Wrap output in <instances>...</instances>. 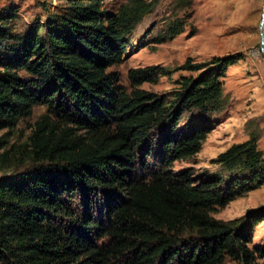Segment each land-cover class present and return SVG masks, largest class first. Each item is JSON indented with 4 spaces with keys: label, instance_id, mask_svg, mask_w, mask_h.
I'll return each instance as SVG.
<instances>
[{
    "label": "trees",
    "instance_id": "16d2710c",
    "mask_svg": "<svg viewBox=\"0 0 264 264\" xmlns=\"http://www.w3.org/2000/svg\"><path fill=\"white\" fill-rule=\"evenodd\" d=\"M58 12L17 31V9L0 11V132L44 107L24 144L23 168L0 174V264H257L251 247L264 206L239 220L217 209L264 186V157L254 136L211 161L206 179L175 162L195 157L223 109V79L237 58L191 59L176 89H141L170 76L161 66L130 69V92L110 71L152 11L146 0H64ZM172 21L156 40H172ZM22 153L0 138V173ZM23 163V162H22Z\"/></svg>",
    "mask_w": 264,
    "mask_h": 264
},
{
    "label": "rangeland",
    "instance_id": "374dc122",
    "mask_svg": "<svg viewBox=\"0 0 264 264\" xmlns=\"http://www.w3.org/2000/svg\"><path fill=\"white\" fill-rule=\"evenodd\" d=\"M152 11L137 25L130 38L121 64L110 71L119 79V86L130 92L127 73L130 69L161 66L171 71L157 84H143L140 88L150 93L167 96L176 89L181 76H195L176 69L186 59L202 63L213 58L233 56L238 60L228 68L223 79V109L211 118L210 134L201 151L192 159L175 162L174 175L187 172L191 177L206 179L219 171L211 161L231 145L247 141L250 136L257 139V147L264 157V0H146ZM122 0H108L104 9L115 13ZM64 0H0V11L17 9L14 27L23 31L30 24L43 22L47 15L64 7ZM184 21L183 32L163 43H156L172 21ZM262 22V26H260ZM46 114L44 107H36L32 116L19 123L13 131L0 132V138L18 156L9 173L23 168L26 160L24 144L31 128ZM23 162V163H22ZM1 176V175H0ZM264 206V186L249 192L224 209H217L212 217L222 222L239 220L248 210ZM264 245V221L255 229L251 247ZM226 264H236L227 260ZM264 264V259H257Z\"/></svg>",
    "mask_w": 264,
    "mask_h": 264
},
{
    "label": "water",
    "instance_id": "95a60500",
    "mask_svg": "<svg viewBox=\"0 0 264 264\" xmlns=\"http://www.w3.org/2000/svg\"><path fill=\"white\" fill-rule=\"evenodd\" d=\"M263 7H264V5H263ZM263 19H264V17H263ZM260 26H262V22H261Z\"/></svg>",
    "mask_w": 264,
    "mask_h": 264
}]
</instances>
